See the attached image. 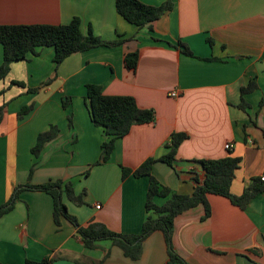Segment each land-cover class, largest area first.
<instances>
[{
	"label": "crops",
	"instance_id": "1",
	"mask_svg": "<svg viewBox=\"0 0 264 264\" xmlns=\"http://www.w3.org/2000/svg\"><path fill=\"white\" fill-rule=\"evenodd\" d=\"M172 4L149 26L137 28L116 12L115 0H0L1 25L66 24L78 17L83 34L91 30L104 41L124 40L75 52L57 66L51 46L37 47L35 54L11 62L0 80V105L7 103L0 121V205L17 185L70 180L76 194L85 191L80 206L63 195L80 225L94 219L112 231L138 234L147 215L148 177L123 178L121 165L136 168L147 158L164 155L173 132L188 135L177 147L174 168L157 160L151 173L174 192H192L193 172L202 178L200 166L189 160L222 158L229 151L242 159L230 187L234 195L264 174V0ZM178 40L193 56L176 48ZM136 49L138 65L130 71L123 58ZM2 60L0 44V64ZM250 82L256 86L243 95L247 106L241 109V88ZM88 83L100 85L105 95L132 96L140 108L155 113L152 123L134 125L117 139L109 159L99 164L95 162L104 136L86 104ZM67 96L71 100L64 108L62 98ZM25 105L33 107L19 119L17 113ZM50 125L58 127V134L34 156L30 149L37 135ZM228 143L230 150L225 149ZM155 201L160 204L164 198ZM208 201V218L201 220V205L175 218V251L189 264H264V192L245 209L217 195H208ZM52 211L48 193H19L13 208L0 218L1 264H24L44 256L57 257L50 264L102 259L103 264H164L168 258L160 230L143 241L141 257L131 260L111 240L85 248L76 227L64 218L55 225Z\"/></svg>",
	"mask_w": 264,
	"mask_h": 264
},
{
	"label": "trees",
	"instance_id": "2",
	"mask_svg": "<svg viewBox=\"0 0 264 264\" xmlns=\"http://www.w3.org/2000/svg\"><path fill=\"white\" fill-rule=\"evenodd\" d=\"M172 0H164L159 5L147 4L141 0H115L116 12L127 22L137 28L149 26L153 21L160 18L166 11L172 8ZM124 40L104 41L95 36L91 30L83 34L80 29V19L73 17L66 24H0V44L3 48V60L0 64V80L4 78L10 68V64L16 60L26 59L29 53L35 54L37 47L51 46L54 48L53 62L57 66L66 57L75 53L89 50L97 46H114L121 44ZM207 42L212 44V40L207 38ZM176 48L185 55L193 56L188 46L178 40ZM139 61V50H134L125 54L123 64L126 69L135 71ZM13 84L24 86L22 82L13 81ZM255 83L250 82L241 88V101L237 105L245 109L247 103L243 95L251 92L255 88ZM86 87V104L92 122L102 128L104 139L100 145V157L95 162L99 164L109 159L117 139L125 136L134 125L152 123L155 120V113L152 109L140 108L135 99L128 95H105L98 84L88 83ZM29 92H34L36 88H28ZM69 96L62 98V106L69 105ZM262 105V102L260 103ZM7 103L0 105V121L2 119ZM32 105L21 107L17 113L20 119L27 114ZM71 126V117L69 116ZM58 127H50L37 135L35 144L31 147V153L38 156L44 145L58 134ZM188 135L184 132H173L166 143L167 152L157 159L152 157L144 160L138 167L129 168L121 165L122 177L133 175L134 177H148V186L145 198V211L147 213L141 230L138 234H122L107 228L102 222L90 219L85 225H80L75 216L71 215L65 203L63 195L74 204L80 206L85 203V191L76 194L73 183L70 180H48L39 184L25 183L14 188L10 199L0 205V218L9 212L18 200L19 193L24 189L43 191L51 195L53 200V221L59 226L61 218L66 219L76 227L77 234L85 248L95 249L98 247L97 241L111 240V242L121 248L125 257L137 260L142 254L143 241L154 231L160 230L163 233L167 246L168 258L164 264H189L183 259L172 246V235L175 218L183 212L195 208L198 205L203 207L201 220L208 218L211 208L208 195L224 197L229 202L245 209L247 204L259 193L264 192V181L261 176L253 177L250 183L244 188L240 195L231 192V183L235 177V171L239 168L241 158L232 156L229 151L225 157L211 159L189 160L200 166L202 178L193 172V190L190 194H179L170 188L163 186L152 175V166L155 161H162L174 168L176 162V150L179 144ZM33 165L30 169L32 172ZM88 170L84 174H88ZM156 198H164L162 203H157ZM252 252V250H250ZM108 252L106 253V255ZM57 257L44 256L40 260L26 259L24 264H50ZM104 259L92 264H103ZM1 264V263H0ZM77 264H82L77 262Z\"/></svg>",
	"mask_w": 264,
	"mask_h": 264
},
{
	"label": "built area",
	"instance_id": "3",
	"mask_svg": "<svg viewBox=\"0 0 264 264\" xmlns=\"http://www.w3.org/2000/svg\"><path fill=\"white\" fill-rule=\"evenodd\" d=\"M171 95H172V96H175V95H176V92H175V91H172V92H171ZM231 147H232V145L229 144V143L225 145V149H227V150H230ZM261 180L264 181V174L261 175ZM96 208H99V205H96Z\"/></svg>",
	"mask_w": 264,
	"mask_h": 264
}]
</instances>
